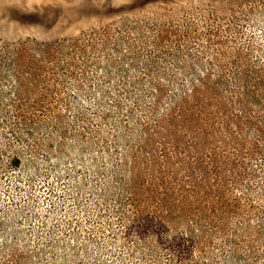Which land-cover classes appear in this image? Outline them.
<instances>
[{
    "label": "rangeland",
    "instance_id": "obj_1",
    "mask_svg": "<svg viewBox=\"0 0 264 264\" xmlns=\"http://www.w3.org/2000/svg\"><path fill=\"white\" fill-rule=\"evenodd\" d=\"M0 264H264V0H0Z\"/></svg>",
    "mask_w": 264,
    "mask_h": 264
},
{
    "label": "trees",
    "instance_id": "obj_2",
    "mask_svg": "<svg viewBox=\"0 0 264 264\" xmlns=\"http://www.w3.org/2000/svg\"><path fill=\"white\" fill-rule=\"evenodd\" d=\"M14 160L17 161V163H20V161H23L19 155H16V157L14 158ZM136 214H137V212H136ZM137 216H138V214H137Z\"/></svg>",
    "mask_w": 264,
    "mask_h": 264
}]
</instances>
